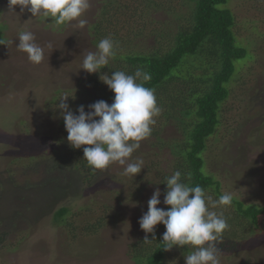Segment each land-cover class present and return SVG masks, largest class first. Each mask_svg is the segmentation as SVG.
Returning <instances> with one entry per match:
<instances>
[{"label": "rangeland", "instance_id": "rangeland-1", "mask_svg": "<svg viewBox=\"0 0 264 264\" xmlns=\"http://www.w3.org/2000/svg\"><path fill=\"white\" fill-rule=\"evenodd\" d=\"M160 9L139 11L145 25L170 31L178 26L177 17L189 13L186 0H155ZM78 21L60 26L28 11H8V0H0V23L6 25L5 44L0 46V233L6 232L0 247V264H134L133 249L147 235L139 219L148 211V200L161 189V204L167 185L159 183L160 173L170 170L175 158L167 143L182 138L175 125L165 127L163 139L152 135L140 142L130 162L142 159L144 169L136 176L124 174L118 163L107 168L78 171L75 152L67 141L65 123L59 124L60 111L49 106L52 98L75 95L85 111L97 101L89 73L82 67L84 56L97 50L92 25L99 20L98 0ZM220 7L235 16L233 33L247 54L235 61V73L229 83V97L222 109L224 124L210 140L205 155L206 173L219 182L207 191L213 198L231 193L233 201L244 206H264V0H227ZM149 12V13H148ZM151 14V15H149ZM153 15H155L153 17ZM135 20V17L130 19ZM32 31L45 58L39 65L19 51L18 33ZM151 33L137 41L153 45ZM157 44V42H156ZM52 52V53H51ZM93 89V90H92ZM93 97H91V95ZM67 100V102H68ZM59 102V101H58ZM79 107L78 105H76ZM76 106H70L76 112ZM54 114H58L59 117ZM78 114V112H77ZM155 130L156 127L152 126ZM161 175V174H160ZM62 205L70 208L65 219L54 218ZM224 213L236 218L218 238L221 264H264V214L257 226L246 228L245 218L231 203ZM102 220L95 233L87 226ZM241 221V222H242ZM228 222V221H227ZM164 225L156 226L162 231ZM185 255L174 246L163 264H185Z\"/></svg>", "mask_w": 264, "mask_h": 264}, {"label": "trees", "instance_id": "trees-1", "mask_svg": "<svg viewBox=\"0 0 264 264\" xmlns=\"http://www.w3.org/2000/svg\"><path fill=\"white\" fill-rule=\"evenodd\" d=\"M227 0H186L189 13L180 14L176 18L178 26L175 30H155L143 22L145 19L139 11L147 9L152 13L159 10L160 5L155 0H98L100 5L99 20L93 22L92 28L98 43L105 37H111L117 42L115 55L109 59V65L101 72L111 75L116 70L128 74L137 68H143L150 73L151 80L145 83L146 87L155 89L160 114L155 118L156 129L152 128L151 135L163 139L165 127H176L180 139H172L167 143L175 158L170 170L159 174V183L166 176L172 175L176 170L185 174V181L191 186L200 185L206 191L215 190L219 182L207 174L205 170L206 153L210 140L217 134L224 124L222 109L229 97V83L235 73V61L247 54V48L237 43L233 28L236 20L232 11L220 7ZM1 10V9H0ZM149 13V12H148ZM149 14V15H151ZM155 15H153L154 17ZM135 17L134 21L130 19ZM6 25L0 23V40L6 41ZM145 32L151 33L153 45L143 46L137 41ZM157 42V44H156ZM3 44H0V46ZM100 72L88 75L89 85L95 88L97 101L113 102L115 93L100 79ZM93 90V89H92ZM94 94L91 95L93 97ZM57 98H52L48 104L55 106ZM96 101H91V104ZM70 106L83 105V101L72 100L67 102ZM77 110L78 107L76 106ZM59 117L58 114H54ZM64 123L60 117L59 124ZM74 167L78 171L84 169L97 170L88 165L83 159V148L76 151ZM161 174V175H160ZM187 174H190V180ZM166 184V183H162ZM217 197L220 196L216 192ZM242 218L238 224L246 228L257 226L260 216L264 214V206H244L240 201H232ZM170 207V206H168ZM67 205L59 206L54 212L55 220L65 221V224L74 229L73 223L65 219L70 213ZM228 223L236 224L235 217L224 213ZM102 220L87 226L85 233H95L102 226ZM229 229V228H228ZM227 229V230H228ZM163 230L147 235L149 242L136 246L132 252L134 264H163L168 251L164 250ZM226 231V230H225ZM6 232L0 233V247ZM145 239V238H144ZM173 249V248H172ZM171 249V250H172ZM182 254H189L190 246L181 248ZM170 251V250H169Z\"/></svg>", "mask_w": 264, "mask_h": 264}, {"label": "clouds", "instance_id": "clouds-1", "mask_svg": "<svg viewBox=\"0 0 264 264\" xmlns=\"http://www.w3.org/2000/svg\"><path fill=\"white\" fill-rule=\"evenodd\" d=\"M17 6L20 12L26 10L32 17H43L46 21L52 18L56 26L78 21L82 28L87 21L81 17L91 4L90 0H8L9 12L16 13ZM18 41V50L27 53L28 60L36 65L43 62L45 48L55 49L51 42L41 46L32 31H20ZM0 44L5 42L0 40ZM116 47L117 42L111 37L101 39L97 50L84 56L80 68L90 74L100 72L99 79L115 93L113 102L99 100L88 105V111L80 105L74 112L67 100L75 95L65 94L58 100L56 108L62 110L60 115L64 119L70 146L80 149L87 145L83 147V159L89 166L104 169L118 163L125 166V175L136 176L145 168L144 161L130 162L132 154L140 148V142L151 135L152 125L161 109L155 89L145 86L151 75L143 68H137L132 74L117 70L111 75L101 72L109 65ZM187 176L190 180V174ZM184 177L180 170L165 177L162 183L167 187L163 204L170 207H158L162 193L156 188L148 200V211L139 219L140 227L146 233L154 234L156 226L162 223L166 228L163 233V249L166 251L174 246H190L192 250L185 255V264H221L217 241L230 225L219 209L231 205L233 195L224 193L214 199L202 186H191ZM151 240L146 236L144 242Z\"/></svg>", "mask_w": 264, "mask_h": 264}]
</instances>
